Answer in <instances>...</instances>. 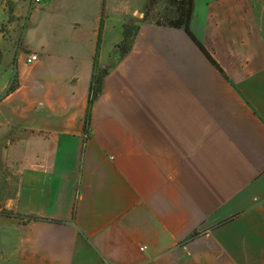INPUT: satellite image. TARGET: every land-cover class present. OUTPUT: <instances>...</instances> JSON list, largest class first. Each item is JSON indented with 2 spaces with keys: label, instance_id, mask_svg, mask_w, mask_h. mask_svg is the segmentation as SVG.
I'll list each match as a JSON object with an SVG mask.
<instances>
[{
  "label": "crops",
  "instance_id": "crops-1",
  "mask_svg": "<svg viewBox=\"0 0 264 264\" xmlns=\"http://www.w3.org/2000/svg\"><path fill=\"white\" fill-rule=\"evenodd\" d=\"M153 1L0 0V264H264L253 2Z\"/></svg>",
  "mask_w": 264,
  "mask_h": 264
},
{
  "label": "trees",
  "instance_id": "trees-1",
  "mask_svg": "<svg viewBox=\"0 0 264 264\" xmlns=\"http://www.w3.org/2000/svg\"><path fill=\"white\" fill-rule=\"evenodd\" d=\"M192 3L193 0H179L177 1V15L176 17L169 22L170 25L173 26H182L184 29L193 36L190 28H189V20L191 16V10H192ZM130 26L126 25L125 26V38L123 41L119 44V47L125 46V49H128L131 44V36L132 34H129V29ZM194 37V36H193ZM199 45L202 46V44L198 41ZM207 54L210 56V54L207 52ZM106 70L105 69H100L95 67V71L93 73V78L91 82V92H90V98H89V106H88V111L86 115V125L88 126L90 123V109L91 105L93 103V100L95 97L99 94L101 90V85H102V80L103 76L105 74ZM14 87V84L10 86V88Z\"/></svg>",
  "mask_w": 264,
  "mask_h": 264
},
{
  "label": "rangeland",
  "instance_id": "rangeland-1",
  "mask_svg": "<svg viewBox=\"0 0 264 264\" xmlns=\"http://www.w3.org/2000/svg\"><path fill=\"white\" fill-rule=\"evenodd\" d=\"M177 1L179 2V0H154L149 6L152 12L148 13V19L169 23L177 15ZM204 2L205 0H197V9H199V6L201 9ZM252 2L264 32V0H252ZM128 30L129 34L134 33L132 27ZM121 48L125 49L126 47L123 46ZM116 52H119V50H116Z\"/></svg>",
  "mask_w": 264,
  "mask_h": 264
},
{
  "label": "built area",
  "instance_id": "built-area-1",
  "mask_svg": "<svg viewBox=\"0 0 264 264\" xmlns=\"http://www.w3.org/2000/svg\"><path fill=\"white\" fill-rule=\"evenodd\" d=\"M33 1L37 2V1H39V0H33ZM37 57H38V55H37L36 53H32V54H30V55L27 57V61H28V62H32V61L36 60ZM141 248L144 249L145 247L143 246V247H141Z\"/></svg>",
  "mask_w": 264,
  "mask_h": 264
}]
</instances>
